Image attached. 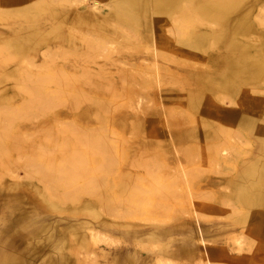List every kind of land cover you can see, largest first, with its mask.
I'll use <instances>...</instances> for the list:
<instances>
[{"label":"rangeland","instance_id":"rangeland-1","mask_svg":"<svg viewBox=\"0 0 264 264\" xmlns=\"http://www.w3.org/2000/svg\"><path fill=\"white\" fill-rule=\"evenodd\" d=\"M36 2L0 0V264H264V0L131 21L100 0L85 25ZM38 18L45 47L19 53Z\"/></svg>","mask_w":264,"mask_h":264},{"label":"bare ground","instance_id":"bare-ground-1","mask_svg":"<svg viewBox=\"0 0 264 264\" xmlns=\"http://www.w3.org/2000/svg\"><path fill=\"white\" fill-rule=\"evenodd\" d=\"M4 2L6 3H12L15 5V7H18L20 4L24 3L25 1L27 0H3ZM38 2L34 3L35 5H32V4H28L26 6H24V10H28V9H36V11L34 12L36 15H40V0H37ZM41 1H45V0H41ZM59 2H64L66 3L67 5L65 6V8L63 9H57L56 10V14H58V18L56 19H60L61 18H67L68 20L72 21V23H80L79 21H81L83 24L84 23H89L88 20H90V16L88 15H91L92 17V12L94 11H98L100 12L101 8L102 7H98L99 4L101 3L100 0H96L94 1V5H93V8L92 10L90 9H85L84 8H81L79 9V5L80 4H84L85 3V0H58ZM101 1H113V3L111 4V7L108 8V10H110V13L108 15H106V17H112L114 15L115 18H117L119 15H125V18L127 20H131L132 17H130V13H132V11H137L139 6H138V2L139 0H101ZM151 1V0H150ZM156 1V9L163 15H171L173 13V11L177 8V2L176 0H155ZM207 2H213V3H217L218 4V7L219 5L220 6H223V5H235L237 2H239L240 0H206ZM258 1H262V0H255V2ZM205 2L203 3L202 7H197L196 11L201 13V14H204L206 12V10L204 9V7L206 8H209V4ZM33 3V1H32ZM104 3V2H103ZM107 5V4H106ZM218 7H217V10H218ZM107 8V7H104V9ZM152 8V6H151ZM215 8V7H214ZM212 8V9H214ZM216 10V9H215ZM240 10V9H239ZM152 12V11H151ZM82 13H83V16H82ZM183 13L185 14V11L183 10ZM72 14H75V16H73ZM87 16H85V15ZM155 14V13H154ZM187 14V13H186ZM81 15V16H79ZM78 16V18L76 17ZM105 16V15H103ZM41 18H44L42 15L40 16ZM169 17V16H168ZM228 18V17H227ZM232 19V18H231ZM39 24H28L29 26H26V27H22V28H26V30H30L29 34L25 37H20V39H18L15 43V46L18 48V52L19 53H23L25 54L28 50H33L35 47H37V45L39 44V47H45V42L46 41V34H48L51 30H52V26L49 24V20L46 18L45 20H43V22H40L41 19H39ZM93 20V19H92ZM105 20V19H104ZM69 21V22H70ZM189 23H192V19L190 20L189 18ZM228 21V20H227ZM231 21V20H230ZM66 22V21H65ZM68 22V21H67ZM91 22V20H90ZM103 22V20H102ZM184 22V21H183ZM259 22V21H258ZM227 23V22H225ZM261 25L263 24L264 25V21H261L259 22ZM198 24H200L198 22ZM102 24H99V26H101ZM145 26V25H144ZM231 27V26H230ZM239 27V26H238ZM22 28H18V29H22ZM100 28V27H98ZM17 29V30H18ZM102 29V28H101ZM121 30V29H120ZM216 30H219V29H215L213 31H208V30H205L203 28H200L199 31L196 32V35L195 36L198 41H204L206 38V34L207 33H212L213 36H218L221 32L215 34L214 31ZM71 31V30H70ZM101 31V30H100ZM123 31V30H122ZM236 31V30H235ZM223 33H227L225 31H223ZM221 33V34H223ZM240 33V32H239ZM98 34V33H97ZM228 34V33H227ZM44 35V36H42ZM83 35V34H82ZM91 35V34H90ZM100 35V34H99ZM93 37V36H92ZM92 37L91 39L89 38V36L87 37V35H85V42H86V45L89 49H92ZM192 37V36H190ZM218 37H221V36H218ZM250 37V36H249ZM189 38V37H188ZM187 38V40H188ZM228 38H229V41H230V44H234L235 43V40L237 39L236 36L232 33H229L228 34ZM210 40V39H209ZM248 40V39H247ZM43 41V42H41ZM94 46V45H93ZM170 46V45H169ZM195 46V45H194ZM86 47V48H87ZM168 50V49H167ZM161 52V51H160ZM45 53V52H44ZM164 53V52H163ZM55 54V53H54ZM165 54V53H164ZM171 55V54H170ZM184 55V54H183ZM166 56L169 58V56L166 54ZM172 56V55H171ZM42 57V56H41ZM166 57V58H167ZM50 58V57H49ZM52 58V57H51ZM50 58V59H51ZM65 58V57H64ZM38 59V58H37ZM52 60V59H51ZM52 62V61H51ZM167 62V61H166ZM234 62V61H233ZM229 63V62H228ZM35 66V65H34ZM44 66V65H43ZM236 66V65H235ZM225 67V66H224ZM227 69V68H226ZM229 69V68H228ZM43 70V69H42ZM164 70V69H163ZM162 71V70H161ZM238 71V70H237ZM233 72V71H232ZM229 78V77H228ZM234 78V77H233ZM236 78V77H235ZM239 83V82H238ZM235 84V83H234ZM237 89V88H236ZM211 91V90H210ZM211 93V92H210ZM241 95V94H239ZM198 96V95H197ZM244 96V95H243ZM251 100V99H250ZM252 104V103H251ZM249 104H245L242 106L244 107V110L246 109L245 106H248ZM249 107V106H248ZM252 109V108H251ZM168 111V110H167ZM171 111V109H170ZM173 111V109H172ZM238 111V110H237ZM244 113V111H242ZM227 115V114H226ZM173 115H171L172 117ZM237 116L238 115H232V113H229L228 116L226 117L225 116V119L223 120H226V121H229V122H237ZM168 116L166 115L165 118H167ZM169 117H170V114H169ZM247 119V118H246ZM173 120V119H172ZM249 120V118H248ZM165 121V120H164ZM171 122V121H170ZM246 122V121H245ZM250 122V120H249ZM248 122V123H249ZM252 122V121H251ZM250 122V123H251ZM238 123V122H237ZM177 124V123H176ZM179 124V123H178ZM249 125V124H247ZM171 126V125H170ZM174 126V125H173ZM181 126V125H179ZM178 127V126H177ZM178 128H181V127H178ZM178 130V129H177ZM191 131V130H190ZM192 137V136H191ZM187 145V144H186ZM224 151V150H223ZM249 162V161H248ZM248 166V165H247ZM250 167L251 166H248L246 167V165H243V168H241V172L239 175V179H237L235 182H237V184H240L242 183V181H247L249 180L253 175L254 173L253 172H248L251 171L250 170ZM249 188V186L247 187ZM123 190V189H122ZM188 190V188H187ZM184 191V189H183ZM121 192V191H120ZM123 192V191H122ZM191 192V191H190ZM121 194H124V193H121ZM114 195V194H113ZM118 195V194H117ZM192 195V194H191ZM116 196V195H115ZM119 196V195H118ZM264 196V195H263ZM190 197V196H189ZM249 194L245 192V195H236V198L239 200V202L241 203H244L245 205H249V200L247 201V199H249ZM193 199V198H192ZM194 200V199H193ZM250 208V207H249ZM115 223V222H113ZM117 226L116 224H114V227H113V235H115L114 233H116V227ZM237 238V237H236ZM200 243L205 247V242L203 240H200ZM202 256H204L205 258L203 259V262L202 264H211V260H209V255L207 253V251H203L202 252Z\"/></svg>","mask_w":264,"mask_h":264},{"label":"crops","instance_id":"crops-1","mask_svg":"<svg viewBox=\"0 0 264 264\" xmlns=\"http://www.w3.org/2000/svg\"><path fill=\"white\" fill-rule=\"evenodd\" d=\"M144 1V0H143ZM146 1V0H145ZM140 2H141V0H139V2H138V6H139V8H138V10L137 11H140ZM154 5H155V9H156V1L154 0ZM183 9H184V6L182 7ZM108 9V8H107ZM156 11L159 13V15H162V16H169V17H174V13H175V10L173 11V13L171 14V15H163V14H161L157 9H156ZM133 12H135V11H132V13ZM130 15V17H131V13L129 14ZM114 17V15L112 16V18ZM120 19L121 18H125V15H119L118 16ZM58 18V17H57ZM101 18H103V17H101ZM115 18V17H114ZM116 19V18H115ZM126 19V18H125ZM57 20H59V19H57ZM126 21H129V20H127L126 19ZM131 21V20H130ZM80 23H76V24H80V25H85V24H83L81 21H79ZM74 23V22H73ZM75 24V23H74ZM100 24V23H99ZM98 28V27H97ZM104 29V28H103ZM60 37H62V38H64V39H67V37H69L70 39H71V36H70V32L69 33H67L66 35H63V33H61L60 34ZM68 40V39H67ZM72 40H74V39H72ZM161 50H159V52H160ZM161 52H164L165 54H167L165 51H161ZM168 55V54H167ZM169 56V55H168ZM250 172H252V171H250ZM233 182H235L234 180H233ZM113 239V238H112ZM211 255H213V256H217V257H220V252L218 251V250H211Z\"/></svg>","mask_w":264,"mask_h":264}]
</instances>
